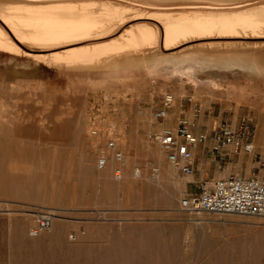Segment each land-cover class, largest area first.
I'll return each instance as SVG.
<instances>
[{
	"label": "rangeland",
	"instance_id": "1",
	"mask_svg": "<svg viewBox=\"0 0 264 264\" xmlns=\"http://www.w3.org/2000/svg\"><path fill=\"white\" fill-rule=\"evenodd\" d=\"M244 33L87 64L0 56V264H264V218L183 212L192 177L149 137L182 118L216 129L249 117L264 157V37ZM167 93L175 104L158 122ZM109 137L124 154L121 181ZM26 211L55 214L51 231L31 238Z\"/></svg>",
	"mask_w": 264,
	"mask_h": 264
},
{
	"label": "bare ground",
	"instance_id": "2",
	"mask_svg": "<svg viewBox=\"0 0 264 264\" xmlns=\"http://www.w3.org/2000/svg\"><path fill=\"white\" fill-rule=\"evenodd\" d=\"M261 30L264 0H0V56L37 63L87 64L161 42L168 50L213 33L239 38L251 31L249 38H263Z\"/></svg>",
	"mask_w": 264,
	"mask_h": 264
},
{
	"label": "built area",
	"instance_id": "3",
	"mask_svg": "<svg viewBox=\"0 0 264 264\" xmlns=\"http://www.w3.org/2000/svg\"><path fill=\"white\" fill-rule=\"evenodd\" d=\"M189 101H193L192 98ZM175 104L172 94L163 96L161 106L153 114L154 119L163 122L168 119L169 112ZM200 108L195 104L194 116H199ZM195 120L182 118L177 127H164L151 134L150 139L157 143L166 154L167 160L180 174L191 177L194 174V149L205 144L209 136L203 132H196ZM98 133L97 130L93 133ZM255 129L249 117H243L237 126L222 122L214 131L213 154L224 160L231 154L253 155V164L249 177L231 175L216 180L212 184L204 183L199 192H185L180 208L183 212L200 216L204 213L216 215H238L241 217H264V157L256 154L253 142ZM108 138L107 148L117 163L113 170V177L121 181L124 176V154L118 149L117 142ZM109 156L99 157V170L107 168ZM139 176V171H136ZM159 176V170L153 169V177ZM56 215L52 212H36L35 226L29 231L31 238H38L51 231Z\"/></svg>",
	"mask_w": 264,
	"mask_h": 264
},
{
	"label": "crops",
	"instance_id": "4",
	"mask_svg": "<svg viewBox=\"0 0 264 264\" xmlns=\"http://www.w3.org/2000/svg\"><path fill=\"white\" fill-rule=\"evenodd\" d=\"M215 129L206 126L205 129L197 124L196 132H203L209 136V140L194 149L195 164L192 180L185 182V190L189 193L199 192L204 183L212 184L216 180L227 178L231 175L249 177L251 175V157L246 154H231L224 160H220L213 152V134ZM255 139V138H254ZM260 149L264 153V125L261 127ZM263 156V155H262Z\"/></svg>",
	"mask_w": 264,
	"mask_h": 264
}]
</instances>
